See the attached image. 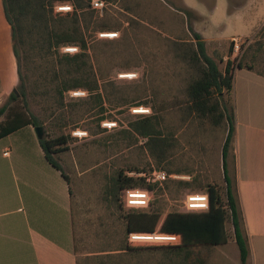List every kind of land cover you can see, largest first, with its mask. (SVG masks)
Masks as SVG:
<instances>
[{
    "label": "trees",
    "instance_id": "16d2710c",
    "mask_svg": "<svg viewBox=\"0 0 264 264\" xmlns=\"http://www.w3.org/2000/svg\"><path fill=\"white\" fill-rule=\"evenodd\" d=\"M108 4L128 0H104ZM92 0H3L7 20L12 29L14 53L18 64L19 84L7 103L0 109L4 116L0 124V140L26 126H43L45 137L40 140L48 162L64 173L58 158L68 151L69 135L53 136L49 132L51 118L58 117L57 129L61 131L71 124L82 121L88 113L99 109L107 113V102L114 109L124 106L147 105L153 109L151 116L129 123L130 130L123 134L133 137V144L145 139L142 149L154 160L156 168L168 175H190L191 181L168 179L160 188L145 178L129 173H149L150 163L131 165L120 169L106 184L104 200L109 208L119 214V231L115 244L84 257L83 264H146L143 254L150 250L162 253L159 264H205L204 250H213L229 244L233 229L234 242L239 250L241 264H247L252 253L250 236L246 226L236 156V108L234 80L237 70L247 69L264 77V22L255 30V41L241 43L237 57H232L234 43L229 42L227 51L217 43L213 54L208 53L207 43L193 26L188 25L186 37L166 39L168 55L174 67L181 66L179 84H169L167 94L164 84L153 76L149 82L129 89L113 83L102 84L105 76L93 63L87 32L118 30L105 19L95 18ZM56 4L72 5L69 13L56 12ZM180 13L191 19L194 11L185 8ZM64 47H79L76 54L62 52ZM225 56L228 59L225 61ZM176 67V68H177ZM178 69V68H177ZM155 75V72H154ZM84 91L87 97L69 102L72 92ZM40 98L52 110L41 118L24 105ZM59 112V113H58ZM82 114L74 119L71 115ZM109 117H101L102 122ZM115 120V119H113ZM208 133L218 137L223 134L221 160L223 184L214 183L195 168L181 165L182 150L187 146L205 147L199 139ZM186 137V142H184ZM129 145V143L127 144ZM130 189L147 190L152 196H171L184 189L192 193H208L210 208L205 212L169 211L162 201L154 200L147 210L129 209L124 194ZM162 232L177 234L178 244L134 243L132 233ZM77 255V252L75 250ZM77 264H82L78 257Z\"/></svg>",
    "mask_w": 264,
    "mask_h": 264
},
{
    "label": "rangeland",
    "instance_id": "374dc122",
    "mask_svg": "<svg viewBox=\"0 0 264 264\" xmlns=\"http://www.w3.org/2000/svg\"><path fill=\"white\" fill-rule=\"evenodd\" d=\"M244 1L231 0L232 9ZM257 1L259 0L255 2ZM263 1L260 0L261 9ZM215 3L216 0H200L201 6L207 12L203 19L196 12L191 19L180 13L179 10L187 8L181 0H128L123 3L108 4L102 14L96 13L95 18L105 19L109 24L117 25L119 29L99 32L90 29L87 32L94 66L99 73L105 76L102 84L111 82L116 87L129 89L144 81L149 82L154 76L157 81L164 84L169 94L168 85L181 82L180 76H176V73L182 71V68L181 66H176L178 69L174 67L171 56L168 55L169 45L166 39L186 37L190 24L192 26L195 24L196 29L205 34L206 38H216L224 34L226 36L239 34L240 36L247 35L241 38L249 39L256 34L255 30H259L264 22V18L253 22L256 29L254 32L252 29L248 31L249 25L246 27L239 21H230L227 18L224 1L215 13H209ZM59 6L63 4H56V12H60L58 11ZM101 33L109 35L115 33L117 36L102 37ZM214 46L215 44L208 47L209 54H213L212 47ZM228 46L229 44L226 45ZM122 75H129V77L124 78ZM85 97L87 93L85 96H75L72 92L66 101L69 102L72 99L79 101ZM7 101H0V109ZM24 106L41 118L51 114L52 111L40 98L30 99L29 103ZM106 107L107 113H99L97 108L83 117L84 119L79 123L71 124L62 131L56 127L58 117H52L51 126L49 124L51 135L57 136L61 133L69 135V150L61 154L58 161L71 180L74 248L82 264L86 255L110 247L117 240L116 232L119 231L120 225L119 214L116 210L109 208L108 202L104 200L106 184L117 171L127 169L131 165L141 163L143 167L150 163L153 170L157 169L154 160L145 150L143 152L142 146L146 140L140 139L138 144H133V137L126 133L123 134V131L130 130V122L141 119L142 116L133 114L130 105L114 109L115 107L107 102ZM71 116L76 119L82 117V114L79 116L78 113H74ZM101 117L109 118L99 122ZM113 121L118 124L115 128L109 129L103 125L105 122ZM81 131L86 132L87 135L77 136ZM222 138V133H219L217 138L207 133L199 139L205 149L198 145L192 148L185 143L181 165L188 164L195 168V174L204 175L210 181L222 185ZM186 141L184 137V142ZM172 176L179 177L171 178L175 180L191 181L192 179L190 175L173 174ZM189 193H192L190 189H184L173 197L165 190L164 196L157 197L153 194L152 201L161 200L166 212H183V202ZM228 232L231 236L229 244L213 248L211 251H203L204 257H207L205 264H241L231 226H228ZM142 257L147 262L146 264H159L164 259L158 250L147 251Z\"/></svg>",
    "mask_w": 264,
    "mask_h": 264
},
{
    "label": "crops",
    "instance_id": "0c3cea01",
    "mask_svg": "<svg viewBox=\"0 0 264 264\" xmlns=\"http://www.w3.org/2000/svg\"><path fill=\"white\" fill-rule=\"evenodd\" d=\"M181 1L205 17L200 0ZM220 1L226 2L227 18L249 25L248 31L254 32L253 22L264 18L260 0H245L233 9L231 0H216L209 13L220 8ZM193 26L208 47L215 42L224 51L235 37L247 36L206 38ZM18 84L12 29L0 0V101L6 102ZM234 99L237 175L252 251L247 264H264V77L237 70ZM0 117L1 124L4 116ZM72 198L71 180L48 162L35 127H23L1 139L0 264H77Z\"/></svg>",
    "mask_w": 264,
    "mask_h": 264
},
{
    "label": "built area",
    "instance_id": "2783aa9c",
    "mask_svg": "<svg viewBox=\"0 0 264 264\" xmlns=\"http://www.w3.org/2000/svg\"><path fill=\"white\" fill-rule=\"evenodd\" d=\"M108 3L104 0H92L91 7L96 13H103L105 8H107ZM58 11L69 13L73 11L72 5H63L58 7ZM102 37H116L117 34H100ZM256 35V34H255ZM255 35L250 37L247 40V45L255 41ZM244 41L243 38H234L232 42L234 43L233 57H237L241 50V43ZM80 51L79 47H64L62 52L68 54H76ZM75 96H85L86 92H74ZM131 111L135 115L142 117L151 116L153 114V109L151 106L140 105L131 107ZM103 125L109 129L115 128L118 126L117 122H105ZM86 132H78L77 136L82 137L86 136ZM9 153L6 152L7 156ZM130 176H139L146 179L148 183L158 184L160 188L164 187V183L174 177L179 178L178 176L168 175L164 170L154 169L149 173H129ZM184 178V177H183ZM124 201L126 208L129 209H140L147 210L150 208L152 202V195L143 189H130L127 190L124 194ZM184 210L186 212H205L210 208V198L208 193H189L186 195L183 202ZM130 242L134 243H159V244H178L181 241V238L177 234H168L162 232L154 233H132L129 237Z\"/></svg>",
    "mask_w": 264,
    "mask_h": 264
},
{
    "label": "water",
    "instance_id": "95a60500",
    "mask_svg": "<svg viewBox=\"0 0 264 264\" xmlns=\"http://www.w3.org/2000/svg\"><path fill=\"white\" fill-rule=\"evenodd\" d=\"M14 92H17V90L15 89ZM35 132L37 137L41 140L45 137V129L43 126H38L35 128Z\"/></svg>",
    "mask_w": 264,
    "mask_h": 264
},
{
    "label": "bare ground",
    "instance_id": "6f19581e",
    "mask_svg": "<svg viewBox=\"0 0 264 264\" xmlns=\"http://www.w3.org/2000/svg\"><path fill=\"white\" fill-rule=\"evenodd\" d=\"M124 78L129 77V75H122Z\"/></svg>",
    "mask_w": 264,
    "mask_h": 264
}]
</instances>
